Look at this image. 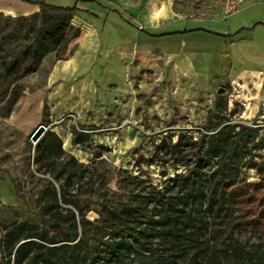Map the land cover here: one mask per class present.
<instances>
[{
    "label": "rangeland",
    "instance_id": "rangeland-1",
    "mask_svg": "<svg viewBox=\"0 0 264 264\" xmlns=\"http://www.w3.org/2000/svg\"><path fill=\"white\" fill-rule=\"evenodd\" d=\"M109 6L129 21L109 27V46L138 38L136 26L199 30L182 35L184 43L145 39L141 50L123 54L124 62L107 51L111 74L105 62L108 68H95L109 30H98L83 13L0 7V264H75L88 249L106 256L98 229L107 214L185 174L214 133L229 132L230 142L247 125L264 138L263 89L231 85L238 77L264 83V0H109ZM223 32L228 42L212 34ZM216 40L228 48L213 49ZM40 124L47 131L33 141ZM253 145L242 176L258 181L246 163L263 162L264 149ZM75 220L78 237L64 231ZM205 233L208 253L192 264H236L226 252L230 242L264 249L251 232L215 224Z\"/></svg>",
    "mask_w": 264,
    "mask_h": 264
},
{
    "label": "trees",
    "instance_id": "trees-1",
    "mask_svg": "<svg viewBox=\"0 0 264 264\" xmlns=\"http://www.w3.org/2000/svg\"><path fill=\"white\" fill-rule=\"evenodd\" d=\"M27 1L50 12L75 14L78 10L76 5ZM119 13L124 19L123 12ZM136 27L138 32L144 31L153 39L199 30L148 33ZM138 41L139 38L132 39L131 45ZM257 136L258 130L247 125H240L239 131L231 135L233 141L230 142L229 132L220 129L214 133L207 141L206 149H199L193 163L185 164L188 166L185 174L167 178L165 186L159 189L153 186L150 191L145 189L119 213L113 210L107 214L105 224L98 229L104 231L98 237V248L105 246L106 256L99 257L94 249H88V254L77 257L75 264H90V259L93 264H181L187 261L192 264L191 261L208 253L206 248V251L203 249V236L215 224L224 225L231 233L234 229L254 233L264 248V161L257 162L251 157L246 163L248 168L257 170L258 181L242 176V160L251 153L247 149L249 144H254L253 150L264 149V138L257 140ZM238 138L243 139L241 146ZM40 152L44 153V149ZM64 231L78 237L77 221L64 227ZM226 252L236 264H264V249L249 251L238 242H230ZM70 257L66 255L65 258Z\"/></svg>",
    "mask_w": 264,
    "mask_h": 264
},
{
    "label": "crops",
    "instance_id": "crops-1",
    "mask_svg": "<svg viewBox=\"0 0 264 264\" xmlns=\"http://www.w3.org/2000/svg\"><path fill=\"white\" fill-rule=\"evenodd\" d=\"M31 1V0H30ZM46 2V0H45ZM108 2L109 0H75V4L73 6L76 5L77 7V12L79 13H83L84 15H86L87 17L91 18L92 20H94V22L96 23V28L98 30H104L107 29L109 30L108 33L103 37L102 41H101V48L100 50H102V54L100 55L99 61L96 64L95 68L96 70H99L100 66H102V62L105 64H107L110 67H112L115 63L109 59L108 54L106 55L107 51H117L118 54L120 55L119 59L120 62L121 61H125L123 58V54L131 51L135 48L140 49L142 47V43L143 40L147 39V40H154L151 36L147 35L146 33H143L144 31H139L136 32L138 33V44H133L131 45V42H129V40H124L123 42H117L114 45H110L109 46V39L110 36L112 34V29L113 26H115L117 24V21H122V15L119 13L120 11L116 8H112V7H108ZM0 7H8V8H14L17 9L19 11H22L23 13H29L32 12L33 10H35L36 8H39V5H33L31 2L27 1V0H0ZM237 10V9H236ZM232 13V12H231ZM230 13V14H231ZM229 14V15H230ZM227 17V16H226ZM119 18V19H117ZM123 18L125 21L128 22V19L123 15ZM160 28H155L154 30H152L151 32L147 31L148 33H160ZM185 30H189L188 28L186 29H182V30H175L178 32H183ZM146 31V30H145ZM171 30H169L168 32H162V33H170ZM174 32V31H173ZM218 34V33H217ZM229 33H220V35H224V36H215L217 39H219L220 41H224V42H228V39H226L227 37H225L226 35H228ZM183 34H178V35H174V36H165L161 39L163 40H167L168 42H177L178 40L184 43V38L182 36ZM183 38V39H182ZM158 39V40H161ZM108 44V45H107ZM213 49L215 46H220L222 47V49H226L228 48L227 43H222V42H218L213 41ZM107 45V50H104V46ZM171 54V51L169 52ZM173 54V59H174V55ZM105 58V59H104ZM105 64L101 67V68H108V66H105ZM109 73L112 74L111 68L108 70ZM236 84H239L243 87H249V88H253L251 85L254 84L255 88H257V91L259 93V89H263L264 91V83H263V79L260 77L258 79L256 78H244V77H238L236 79H232L231 80V85L232 86H236ZM235 89H237L235 87ZM259 95V94H257ZM253 98H256V95L253 94L252 96Z\"/></svg>",
    "mask_w": 264,
    "mask_h": 264
},
{
    "label": "water",
    "instance_id": "water-1",
    "mask_svg": "<svg viewBox=\"0 0 264 264\" xmlns=\"http://www.w3.org/2000/svg\"><path fill=\"white\" fill-rule=\"evenodd\" d=\"M46 131L47 127L43 124H40L31 135L33 141H38Z\"/></svg>",
    "mask_w": 264,
    "mask_h": 264
}]
</instances>
